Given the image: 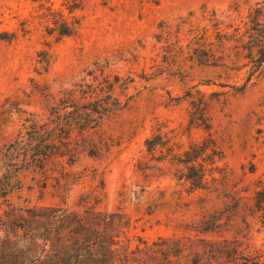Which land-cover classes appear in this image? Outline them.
Returning <instances> with one entry per match:
<instances>
[{"label": "rangeland", "instance_id": "374dc122", "mask_svg": "<svg viewBox=\"0 0 264 264\" xmlns=\"http://www.w3.org/2000/svg\"><path fill=\"white\" fill-rule=\"evenodd\" d=\"M104 1L105 5L103 0H86L77 12L82 17L77 34L53 43L33 18L34 4L0 0V33L17 35L11 43L0 42V106L5 109L8 103H17L25 113L43 118L58 90L82 78L93 63L107 62L104 73L126 81L114 91L125 106L103 123L109 146L102 157L82 154L67 170L78 173L85 169L89 174L95 169L100 174L104 195L95 209L108 212L118 208L123 213L128 227L122 244L129 249L137 245V238L151 242L157 237L192 236L184 226L199 219L203 194L188 193L187 185L177 180L182 167L171 163L166 154L168 150L180 154L210 132L223 152L218 166L227 173V190L234 186L242 197L249 198L264 183V73L244 91L234 93L226 85L240 86L243 70L198 66L184 59V46L191 38L185 32L187 27L175 37L174 25L187 13L198 14L200 7L221 12L235 0ZM51 2L56 8L59 0ZM23 21L28 34L21 37L18 28ZM160 24L170 27L168 33L160 34ZM45 42L50 43L52 62L46 72L36 75L35 53L45 49ZM179 46L181 56L176 53ZM199 113L209 131L190 124ZM19 124L16 115L3 122L0 145L13 138ZM157 135L165 144L152 157L143 144ZM42 182L39 176L25 174L22 189L11 194L9 202L81 210L79 198L95 186L85 177L59 194L50 187L52 181L44 190ZM121 192L127 194L125 202H121ZM221 207L211 198L204 209L211 213ZM0 210L6 207L1 205ZM242 216L241 212L230 214L228 226L223 228L226 231L211 238H235L243 255L258 254L264 259V227L247 218L249 227L244 229Z\"/></svg>", "mask_w": 264, "mask_h": 264}, {"label": "trees", "instance_id": "16d2710c", "mask_svg": "<svg viewBox=\"0 0 264 264\" xmlns=\"http://www.w3.org/2000/svg\"><path fill=\"white\" fill-rule=\"evenodd\" d=\"M22 1L35 5L33 18L53 43L77 34L82 19L77 12L86 0H59L56 8L51 0ZM184 27L191 36L184 46V59L202 67L244 71L240 86L226 85L234 93L244 91L263 75L264 0L250 4L235 0L221 12L200 7L198 14L189 12L178 19L175 37ZM169 28L158 26L160 34L168 33ZM18 32L21 37L28 34L26 22L19 23ZM16 38V33H0L3 43ZM43 45L45 49L35 53L36 75L46 72L52 62L50 43ZM176 53L181 56L183 49L177 47ZM107 67V62L93 63L91 69L83 71L82 78L58 90L45 107L43 118L25 113L17 103H8L5 109L0 106V133L4 131L3 122L12 115L20 123L13 138L0 145V206L6 207L0 210V264H264L258 254L243 255L235 238H211L214 233L226 231L223 228L228 226L232 213H243L244 229L249 227L247 218L264 227V183L249 198L242 197L234 186L227 190V173L218 166L223 152L210 132L180 154L171 150L166 154L171 163L182 167L177 180L187 185L188 193L203 194L199 219L184 226L193 235L157 237L151 242L137 238L132 249L122 244L128 227L123 213L118 208L108 212L95 209L104 195L100 174L95 169L89 174L85 169L78 173L67 170L82 154L102 157L109 146L102 133L103 123L125 106L114 91L126 81L105 74ZM190 124L209 131L202 113L192 117ZM164 144L157 135L143 145L153 157L156 149L161 153ZM25 174L41 177L42 190L52 181L50 187L59 194H65L85 177L95 186L79 198L81 210L59 205L13 206L8 198L22 189ZM119 196L121 202L127 199L124 192ZM211 198L222 207L209 213L204 208Z\"/></svg>", "mask_w": 264, "mask_h": 264}]
</instances>
